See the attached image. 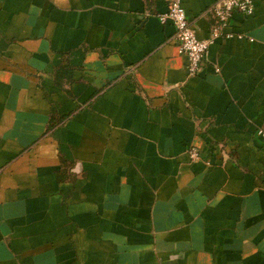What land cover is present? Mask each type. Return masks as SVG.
<instances>
[{"label": "crops", "instance_id": "obj_1", "mask_svg": "<svg viewBox=\"0 0 264 264\" xmlns=\"http://www.w3.org/2000/svg\"><path fill=\"white\" fill-rule=\"evenodd\" d=\"M214 1L190 76L168 0H0V264H264V0Z\"/></svg>", "mask_w": 264, "mask_h": 264}, {"label": "built area", "instance_id": "obj_2", "mask_svg": "<svg viewBox=\"0 0 264 264\" xmlns=\"http://www.w3.org/2000/svg\"><path fill=\"white\" fill-rule=\"evenodd\" d=\"M183 0H168L166 9L157 13L161 23L169 22L173 26L172 38L176 42L177 51L186 58V72L188 75H196L206 56L209 39H199L195 29L188 20ZM214 17L215 24L211 28V37L232 36L231 32H223V29L230 23L236 12L249 15L253 11L252 0H216L206 8ZM256 134L264 139V127L256 130ZM190 159L199 157L198 147L190 145L187 148Z\"/></svg>", "mask_w": 264, "mask_h": 264}]
</instances>
